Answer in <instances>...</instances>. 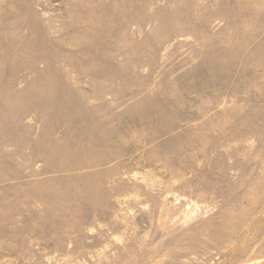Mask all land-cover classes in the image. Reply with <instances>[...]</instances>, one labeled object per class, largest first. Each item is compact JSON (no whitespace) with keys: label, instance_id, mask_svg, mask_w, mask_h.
Segmentation results:
<instances>
[{"label":"rangeland","instance_id":"1","mask_svg":"<svg viewBox=\"0 0 264 264\" xmlns=\"http://www.w3.org/2000/svg\"><path fill=\"white\" fill-rule=\"evenodd\" d=\"M0 264H264V0H0Z\"/></svg>","mask_w":264,"mask_h":264}]
</instances>
